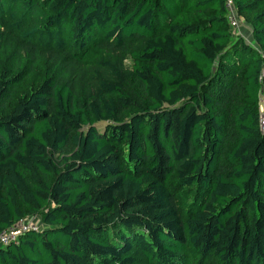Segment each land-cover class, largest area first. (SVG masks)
<instances>
[{"label":"trees","instance_id":"1","mask_svg":"<svg viewBox=\"0 0 264 264\" xmlns=\"http://www.w3.org/2000/svg\"><path fill=\"white\" fill-rule=\"evenodd\" d=\"M234 3L252 43L225 0H0V234L43 224L0 264H264V0Z\"/></svg>","mask_w":264,"mask_h":264},{"label":"built area","instance_id":"2","mask_svg":"<svg viewBox=\"0 0 264 264\" xmlns=\"http://www.w3.org/2000/svg\"><path fill=\"white\" fill-rule=\"evenodd\" d=\"M225 7L227 9V19L232 27L233 35L236 38L242 36L241 31V17L238 15L234 0H225ZM264 59V51L261 52ZM260 128L264 132V98L260 99ZM43 228V224L37 218H27L19 221L0 234V247H6L13 243H17L19 238L30 231L39 232Z\"/></svg>","mask_w":264,"mask_h":264},{"label":"rangeland","instance_id":"3","mask_svg":"<svg viewBox=\"0 0 264 264\" xmlns=\"http://www.w3.org/2000/svg\"><path fill=\"white\" fill-rule=\"evenodd\" d=\"M241 26H242V29L241 31H238V32H241L242 33V36L243 35H246V39L249 43H252V36H250V28H249V25L246 23V21L244 20V18L241 17ZM245 29V30H243ZM127 64H131V61L128 60L127 61ZM107 123H99L97 124V127L103 131L104 128L106 127ZM37 218L39 221L41 220L39 217H35ZM41 222V221H40Z\"/></svg>","mask_w":264,"mask_h":264},{"label":"clouds","instance_id":"4","mask_svg":"<svg viewBox=\"0 0 264 264\" xmlns=\"http://www.w3.org/2000/svg\"><path fill=\"white\" fill-rule=\"evenodd\" d=\"M248 42V41H247ZM249 43V42H248Z\"/></svg>","mask_w":264,"mask_h":264}]
</instances>
